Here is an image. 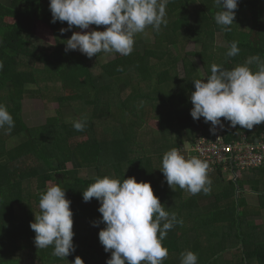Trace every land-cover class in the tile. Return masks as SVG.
Instances as JSON below:
<instances>
[{"label":"trees","instance_id":"1","mask_svg":"<svg viewBox=\"0 0 264 264\" xmlns=\"http://www.w3.org/2000/svg\"><path fill=\"white\" fill-rule=\"evenodd\" d=\"M48 2L12 0L0 4V105L7 108L15 124L10 130L0 128V264H71L76 256L84 264H106L111 253L104 251L98 238L105 225H94L101 218L99 202L82 198V191L96 177L104 176L120 180L135 176L137 181L150 182L165 210L182 220L162 242L168 249L163 264H180V254L186 250L196 253L197 264H264V249L258 247L264 243V221L255 223L264 220V183L258 181L259 174L250 182L259 202L250 206L244 201L248 177L233 181L220 169L207 171L210 193L192 195L178 186L173 191L158 169L165 152L177 149L189 158V147L201 137L214 136L210 123L203 118L193 120L190 114L193 105L189 97L195 90L192 81L209 75L213 63L230 70L250 56L264 58V0H238L231 31L216 24L214 15L222 9L214 0H169L167 23L161 24L159 31L148 27L145 33L136 34L130 55L104 57L101 53L91 59L78 50L65 51L64 41L77 29L61 33L67 23L51 22L50 9L44 5ZM7 17L16 19L11 30L3 26ZM37 20L49 26L55 44L34 34ZM253 29L259 30L257 47L241 41V35ZM217 35L229 46H216ZM233 41L238 42L240 52L228 57ZM188 43L200 49L186 52ZM28 46L47 57L26 55L22 49ZM80 65L88 71L91 84L73 94L58 93L56 115L41 122L35 116L43 109L37 108L28 120L25 99L48 98L55 89H62L61 82ZM181 66L184 75L178 70ZM249 67L258 70L256 64ZM150 116L158 120L157 128L148 126ZM75 120L86 121L84 131L74 130ZM223 123L226 141L241 132L252 138L264 130V123L251 130ZM81 136L85 138L74 141ZM15 137L22 139L9 147L8 141ZM83 168H94L96 175L81 176ZM259 170L263 172L264 167ZM51 181L65 189L71 201L75 251L70 258L53 256L52 246L37 249L30 236L28 217L39 211L40 195ZM233 249L240 252L230 255Z\"/></svg>","mask_w":264,"mask_h":264},{"label":"clouds","instance_id":"2","mask_svg":"<svg viewBox=\"0 0 264 264\" xmlns=\"http://www.w3.org/2000/svg\"><path fill=\"white\" fill-rule=\"evenodd\" d=\"M169 0H49L52 23H67L61 28L64 33L73 28L72 35L64 41L65 51L78 50L89 59L98 54L128 56L134 50V37L145 33L148 27L160 30L166 24V4ZM200 3V0H195ZM222 10L214 20L223 31H231L235 22L238 0H214ZM95 25L96 28L90 26ZM99 26H105L99 30ZM238 42L233 41L226 53L228 57L239 54ZM256 64L257 71L249 67ZM3 65L0 64V69ZM183 68V67H182ZM184 75L185 71L183 68ZM195 90L191 92L193 120L203 118L210 123V132L223 129L227 121L232 128L239 126L251 130L264 123V58L258 54L248 57L244 64L232 69L213 63L210 74L195 79ZM75 131L82 132L85 120L72 122ZM10 130L15 126L12 115L0 105V128ZM208 164L197 157L186 158L177 149L163 154L158 168L175 191L177 186L192 195L211 191V180L207 175ZM264 167V166H262ZM262 167H258L257 171ZM256 171V172H257ZM243 176L238 179L242 180ZM249 190V189H248ZM248 192L247 188L245 193ZM84 202L95 198L99 202V221L105 227L98 233L100 244L111 256L106 264H163L168 249L163 246L167 233L182 224L175 213L165 210L150 182L137 181L135 176L116 179L110 176L96 177L82 191ZM65 189L51 185L41 193L39 211L34 212L30 228L35 233L33 243L37 249L53 247L52 255L67 258L75 251L73 243V212ZM198 257L191 250L180 254V264H197ZM71 264H84L76 256Z\"/></svg>","mask_w":264,"mask_h":264},{"label":"rangeland","instance_id":"3","mask_svg":"<svg viewBox=\"0 0 264 264\" xmlns=\"http://www.w3.org/2000/svg\"><path fill=\"white\" fill-rule=\"evenodd\" d=\"M44 5H45V7L49 8V2L47 4H44ZM20 6H21V8H23V3H21ZM4 22L5 23L3 26L6 27L7 29L11 30L13 28L14 23L16 22V19H14L12 17H7ZM76 29H77V31H79L78 28H76ZM33 32L36 36H38L40 39H42L43 41H45L49 44H55L56 43V40H55V37H54L52 30L49 28V26L47 24H45L42 21L37 20L35 22L34 27H33ZM241 41L245 44L252 46V47H257L260 43L259 30L253 29L250 33H243L241 35ZM215 43H216V46H219V47H228L229 46V44L227 45V43H225L223 41L222 37L219 35H217V37H215ZM198 49H200V46H197L194 43H188L186 45L185 51L186 52H193L194 50H198ZM22 52L28 56H33V57L42 56L43 58L47 57L46 54H43L39 49L34 48L33 46H28L26 48H23ZM117 55H119V54H117ZM106 56L107 55H105L104 57H106ZM195 57L196 56H194L192 58L198 64V68L200 69V71L203 72V68L200 65L198 58H195ZM178 70H180L183 73L182 66ZM90 84H91V79L89 77L88 71L83 66L80 65L71 74H69L64 79L63 82H61L62 89H59V88L55 89L52 94L48 95V98L44 99L41 96H33V97H28L25 99L23 107H24L25 113L29 114L28 120H32V118L34 116V112L36 111L35 109H37V108L43 109V110L38 111L39 116H35L38 118V120H41V122L45 121L46 116L56 115L59 112L58 110L60 108L58 100L55 97L58 93L73 94V93L77 92V89L79 87L88 86ZM59 87H60V85H59ZM45 107L50 108V109L47 111H44ZM69 118L70 117H68L67 119H69ZM147 118L149 120V125H148L149 127H152V128L158 127V120L156 118L154 119L151 116L147 117ZM70 120H71V118H70ZM84 138H85L84 136H81V137L74 139V141L82 140ZM21 139H22L21 137H15V138L9 140L8 146L12 147L14 145H17ZM187 146L189 147V145H187ZM189 154H190L189 158L194 157L193 152L190 151ZM69 167H72V165L69 164ZM257 170L258 169H253V170H250L248 172L252 173V172L257 171ZM79 172H80V175L83 177H93L96 175V170L94 168H83ZM54 184H55V182L51 181L49 183V186L54 185ZM247 191H248V189H247ZM248 194H249V192H248ZM262 194H264L263 188H262ZM256 203H258V197L257 196H256ZM27 221H28L30 236H31V238H34L35 233L30 228V222L34 221V217H32V216L28 217ZM261 221H264V220L256 219L255 223H260ZM258 247L261 249H264V243L259 244ZM237 252H240V249H233L230 252V255L237 253ZM70 257H71V254L67 258H70Z\"/></svg>","mask_w":264,"mask_h":264},{"label":"built area","instance_id":"4","mask_svg":"<svg viewBox=\"0 0 264 264\" xmlns=\"http://www.w3.org/2000/svg\"><path fill=\"white\" fill-rule=\"evenodd\" d=\"M225 133V127H218L212 138L201 137L188 151L207 162V171L220 169L233 181L240 179L244 172L264 166V130L252 138L241 132L228 141Z\"/></svg>","mask_w":264,"mask_h":264},{"label":"crops","instance_id":"5","mask_svg":"<svg viewBox=\"0 0 264 264\" xmlns=\"http://www.w3.org/2000/svg\"><path fill=\"white\" fill-rule=\"evenodd\" d=\"M11 2H12V0H0V4H5V5L8 4V3H11ZM255 172L256 171H254V174L252 172L250 174H245V176H244V178L248 177V180H247L248 184L245 183L244 184V188L249 189L250 192L252 191L251 186H250L251 180L252 181H254V180L256 181V179L253 178L254 175L257 176V174H259V180L258 181L261 184L264 183V171L263 172L262 171H260V172L257 171V173H255ZM250 192H249V194H248V192L247 193L244 192V199H245L244 201H245V204L250 205V206H257L258 203H256V196H258V195H257V193H255L253 191L251 192L252 194Z\"/></svg>","mask_w":264,"mask_h":264}]
</instances>
